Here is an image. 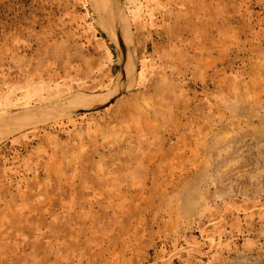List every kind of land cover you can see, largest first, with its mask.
I'll return each instance as SVG.
<instances>
[{"label":"rangeland","instance_id":"1","mask_svg":"<svg viewBox=\"0 0 264 264\" xmlns=\"http://www.w3.org/2000/svg\"><path fill=\"white\" fill-rule=\"evenodd\" d=\"M121 2L135 78L111 90L95 0H0V67L27 64L12 32L61 38L46 57L86 67L73 25L93 23L113 68L0 141V264H264V0Z\"/></svg>","mask_w":264,"mask_h":264},{"label":"crops","instance_id":"2","mask_svg":"<svg viewBox=\"0 0 264 264\" xmlns=\"http://www.w3.org/2000/svg\"><path fill=\"white\" fill-rule=\"evenodd\" d=\"M94 28L96 27L93 23L85 27V29L73 25V29L75 30V32H73L77 35V41L73 42L74 48L76 52L88 55L90 62L88 63L87 61V63H85L86 67H83L81 61H76L75 65L70 68L65 64L67 62L65 59L60 61L57 60V58L53 60L52 57H46L49 56L51 52H67L66 49H60V47H63L61 38H59V40L56 38L55 45H51V43H49L51 38H49L48 35H44L43 38H41V35L35 36L33 33L12 32V49L18 53L27 55V64L25 63L23 66H20V68L19 66L17 68L12 67L10 71L5 69V65L0 67V83L5 85V81L9 79L11 84V91L8 90V94L10 95L7 96L9 98L2 94L0 101H13V103H18L9 107L57 103L54 101L66 99L69 92L74 91V89L82 85V80L80 78L85 76V69L87 72L90 71L88 75H91V72L101 67V69H105L106 71L107 76L105 75V77H110L113 70L109 64L110 43L105 37L103 38L100 36L99 30L96 31ZM73 32L71 33L72 36ZM64 38L67 40V36ZM57 46H60L59 49H51ZM3 48L4 46L0 43V50H3ZM85 61L86 60H84V62ZM56 62H58L59 70L56 69L53 71V63ZM61 63L65 64L63 71L61 70ZM78 65L79 70L83 71L79 77L74 78L75 75L73 71L78 70ZM69 78L71 79L69 80ZM103 80H106V78ZM29 137L30 135L27 136L25 133L18 134L14 137L15 139L13 138L15 141L12 142V145L21 140L25 142ZM36 150H39V148L35 149V152ZM37 155L40 156L39 153H37Z\"/></svg>","mask_w":264,"mask_h":264},{"label":"bare ground","instance_id":"3","mask_svg":"<svg viewBox=\"0 0 264 264\" xmlns=\"http://www.w3.org/2000/svg\"><path fill=\"white\" fill-rule=\"evenodd\" d=\"M122 0H95L98 11L104 16L108 23L109 33L118 50L120 61V72L111 84V90L122 89L132 85L135 78V51L132 45L133 34L131 32V20L125 8H123ZM134 19L137 26L141 27L144 23L139 20V12L134 10ZM146 72L139 73L140 79L146 78ZM86 99L78 98L70 103H46L42 105H19L5 109L0 112V127L6 124L0 130V141L17 131L19 125L33 123L38 119L48 117H59L68 108L70 104L83 103ZM87 101V100H86ZM88 106H93L91 100Z\"/></svg>","mask_w":264,"mask_h":264}]
</instances>
